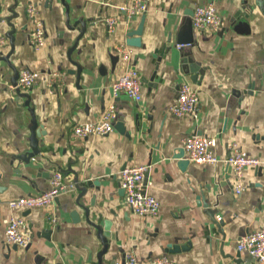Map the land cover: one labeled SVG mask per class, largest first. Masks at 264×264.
<instances>
[{"label":"crops","instance_id":"1","mask_svg":"<svg viewBox=\"0 0 264 264\" xmlns=\"http://www.w3.org/2000/svg\"><path fill=\"white\" fill-rule=\"evenodd\" d=\"M141 1L145 11L128 17L119 8L132 0H0V34L7 38L0 47V264H97L105 221L110 226L102 264H122L129 251L142 264L161 255L176 264H260L239 252L237 242L264 221V0ZM209 2L224 20L222 29H190V10ZM29 3L44 26L39 49L28 43ZM141 17V34L132 39L137 45L129 46L124 60L116 48L126 44ZM107 18H116L112 29ZM79 19L86 21L82 34L79 23L66 26ZM189 37L191 43H177ZM184 53L206 68L199 84L181 70ZM22 68L40 77L19 91L12 79ZM133 68L142 80L141 99L114 96L113 81ZM51 73H58L53 82ZM183 81L197 91V110L176 116L169 107ZM110 103L124 132L114 127L105 135H74L75 125L97 120ZM33 119L39 153L24 162L19 157L31 150ZM192 134L215 138L220 161L189 162L180 170L173 155ZM231 142L260 160L244 169L240 194L232 167L223 161ZM139 164L149 166L146 191L159 201L154 216H139L124 202L119 172ZM54 170L73 187L50 206H8L10 199L47 190ZM50 212L55 224L47 220ZM9 216L30 222L27 246L5 244ZM187 242V250L167 251Z\"/></svg>","mask_w":264,"mask_h":264},{"label":"built area","instance_id":"2","mask_svg":"<svg viewBox=\"0 0 264 264\" xmlns=\"http://www.w3.org/2000/svg\"><path fill=\"white\" fill-rule=\"evenodd\" d=\"M146 5L141 0H132L131 4L121 6L128 17L144 12ZM26 17L30 22L28 30V43L34 48L39 49L45 44V32L42 21L39 19L34 4L29 3L26 7ZM107 26L112 29L116 23V18H107ZM192 27L199 32L215 33L222 29L224 20L216 11L212 2L195 5L191 16ZM6 36L0 34V47L6 43ZM179 48L182 45H177ZM120 57L127 60L130 55V48L127 44H121L116 48ZM58 73H51L50 80ZM40 77V73L29 68H22L18 72L14 89L27 90L35 85ZM54 84H49L51 86ZM56 92L61 93L62 88L57 84ZM113 95L119 92L125 93L130 99L139 101L141 99L142 80L138 72L133 68L116 78L112 85ZM198 104V94L189 81L179 84L176 98L169 107V112L176 116L185 114H195ZM117 119V110L113 103L108 104L101 112L97 120L84 122L73 127L74 135L87 137L89 135H105L114 130V123ZM216 139L206 135H187L182 139L184 158L196 164H213L220 161L213 148ZM228 155L224 162L233 169L235 177V193L240 194L243 189V171L246 167H257L260 164L258 157L250 155L247 151L240 148L236 142H231L228 146ZM149 171L147 164L124 166L119 172L120 187L124 190V202L130 209L139 216H154L159 210V201L146 191V174ZM73 187L72 183L63 179V174L59 170H54L50 178V186L47 190L20 196L7 201L11 209L22 208L30 210L34 207H48L61 192ZM47 220L53 224L57 217L53 212L47 215ZM4 241L7 246H27L32 238V226L24 216H9L4 219ZM237 250L245 252L257 259L260 264H264V221L256 230L249 231L240 236L237 242ZM122 264H142L131 252L124 254ZM147 264H176L168 255H161L152 259Z\"/></svg>","mask_w":264,"mask_h":264},{"label":"water","instance_id":"3","mask_svg":"<svg viewBox=\"0 0 264 264\" xmlns=\"http://www.w3.org/2000/svg\"><path fill=\"white\" fill-rule=\"evenodd\" d=\"M62 2H64V0H62ZM192 13H193V10H190V14L191 15H192ZM142 20H143V17H141L140 23L137 26V28L135 30H133V31L128 32V37L129 38H127V40H126V44L127 45H129V46L137 45L134 42V40H132V39H134L133 38L134 35L138 37L141 34ZM78 23L82 26V29H81V32H80L82 34L84 32L85 27H86V25H85L86 21L85 20L79 19V20L75 21L74 24H71V25L69 24V20H67L66 21V26L69 29H73ZM190 29H192L191 20H190ZM7 36L9 37L10 43H13V31L12 32L11 31L7 32ZM191 42H192V37L179 38L178 41H177L178 44H185V43H191ZM75 45H76V41H75V44L67 52V56H68L69 59H71L70 54H71V51L74 49ZM5 60H7V58H5ZM71 62L77 66L76 72L78 74L79 71H80L79 65L76 62H74L73 60H71ZM180 64H181L180 67H181L182 72H184L186 74H191L190 75L191 81L193 83H195V84H199L200 83V79L202 78L206 68L201 66L198 62L193 61V59L189 56V53H184L182 55V58L180 60ZM17 77H18V72L16 71L15 72V76L12 79L13 85L16 83ZM114 127L121 133L125 131L123 123L121 121H117L114 124ZM39 135H40V133L37 130V127L35 126V122H34V119H33V124H32V127H31L30 136H29V147H30L31 150L25 152L24 154H22L19 157L24 162H29V160L31 158H33L35 155H37L39 153V148H38ZM173 157L178 160L177 166H178V168L180 170H184L187 167V165L189 164V161L184 158V150H183V148H180L178 150V152L173 155ZM257 170H258V173H261L259 167L257 168ZM145 182H147V178H145ZM219 224L221 225L222 223L219 222ZM109 226H110V222L109 221L108 222L105 221L103 230L98 231L99 238H100V240L102 242V250L99 253V261H98L97 264H102V261H101L102 255L105 254L107 252V250H108V241H107L108 233H107V231L109 229ZM188 247H189V243L188 242L185 245L174 244L172 246H169L167 251H169V252H177L179 250H187ZM255 260H257V259H255ZM110 264H115V260H111Z\"/></svg>","mask_w":264,"mask_h":264}]
</instances>
